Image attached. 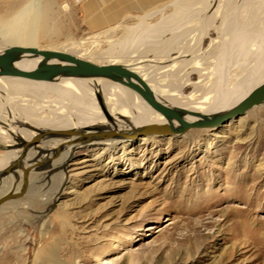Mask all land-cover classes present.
I'll list each match as a JSON object with an SVG mask.
<instances>
[{
	"label": "rangeland",
	"instance_id": "1",
	"mask_svg": "<svg viewBox=\"0 0 264 264\" xmlns=\"http://www.w3.org/2000/svg\"><path fill=\"white\" fill-rule=\"evenodd\" d=\"M27 1L0 0V27ZM51 1L48 27L57 29L55 40L40 38L37 47L75 49V56L96 64L113 58L108 52L119 49L116 40L126 36L123 27L136 26L141 17L153 25L175 9L168 0L91 28L84 0ZM256 1L252 10L262 11L264 19V0ZM235 2L233 11L240 9L241 0ZM222 19L216 16L202 40L204 74L216 61L208 49ZM119 22L121 26L111 31ZM68 40L87 42L62 49ZM189 40L182 35L179 41ZM177 54L169 52L170 57ZM239 63L242 56L228 66L227 82L240 81L246 74ZM211 75L203 87L209 97L214 94L209 91ZM190 77L194 82L202 79L197 72ZM191 90L188 85L184 93ZM229 121L227 126L191 128L182 135L139 133L122 138L125 144L115 150L89 149L73 155L60 188L56 182L42 190L34 184L26 196L2 205L0 264H264V103ZM4 150L0 147V153ZM3 191L0 188V194ZM34 191L40 192L32 198ZM53 192L56 199L46 207Z\"/></svg>",
	"mask_w": 264,
	"mask_h": 264
},
{
	"label": "bare ground",
	"instance_id": "2",
	"mask_svg": "<svg viewBox=\"0 0 264 264\" xmlns=\"http://www.w3.org/2000/svg\"><path fill=\"white\" fill-rule=\"evenodd\" d=\"M225 1L180 0L171 14L162 16L153 25H146V17H141L136 26L122 28L126 36L116 40L119 49L110 48L108 54L113 58L108 63L133 69L148 82L161 103L176 108L186 120H199L197 114L209 116L228 110L264 81V19L260 16L262 11L252 10L256 0H241L240 9L237 7L239 10L234 11L232 8L237 0H232L228 6ZM216 4L217 8H214ZM52 6L51 0H28L10 12L6 17L9 18L7 25L0 27V53L13 44L38 46L40 38L54 41L57 29L49 30L50 24L48 27ZM196 10L198 16L194 13ZM218 14L223 18L222 23L215 26L218 36L211 40L208 49L216 61L212 71L204 74L199 51ZM195 16L196 27L190 25L187 29L182 27L185 29L182 32L176 31ZM206 22L211 23L208 30ZM182 35L189 37V42L179 41ZM89 41L94 43V40ZM86 42L80 44L68 40L62 49L84 47ZM53 45L45 49L55 50ZM172 50L177 51L176 57H170ZM74 52L75 49L68 51ZM149 54L154 57L148 58ZM238 56L243 57L240 70L246 74L240 81L229 83L227 68L236 57L238 60ZM41 60L40 55L22 53L13 65L21 70H31ZM193 72L202 79L192 81L190 75ZM210 74L214 75L213 79H208L209 84L211 81L209 91L214 93L211 97L205 96L207 92L203 91V87H207L204 80ZM188 85L192 90L185 94ZM147 126L170 128L172 133L169 135H182L191 130L180 132L177 120L165 118L137 92L107 78L59 76L53 81H41L0 75V147L5 149L0 153V172L12 167L9 174L1 178L0 188L4 191L0 196L10 189L20 191L23 176L19 179V175L24 171L28 184L24 196L34 184L42 190L47 184L49 188L56 182L58 189L66 179L65 169L73 155L89 149L115 150L125 144L121 142L125 141L122 138L136 136ZM64 131L71 133H62ZM144 135H163V132L155 128ZM15 168H19V172ZM38 192L34 191L32 198ZM56 196L57 192H53L45 205L49 206Z\"/></svg>",
	"mask_w": 264,
	"mask_h": 264
},
{
	"label": "water",
	"instance_id": "3",
	"mask_svg": "<svg viewBox=\"0 0 264 264\" xmlns=\"http://www.w3.org/2000/svg\"><path fill=\"white\" fill-rule=\"evenodd\" d=\"M22 53H32L40 55L42 60L31 70H21L14 67L13 63ZM50 60L54 62H49ZM0 75L18 76L32 80L53 81L59 76H75V77H103L118 82L135 92L155 111L162 114L165 118H172L180 123V132L188 131L191 128H218L223 123L238 118L245 114L250 108L264 103V81L252 88L243 98H241L234 106L226 111L213 115L197 114L199 120H186L180 112L173 107L166 106L161 103L148 82L142 78L137 72L128 66L122 64H96L86 59L79 58L72 53L41 49L35 45H19L13 44L6 47L0 53ZM160 128L163 133L171 134L172 129L162 126H147L139 133H146L152 129ZM62 133L70 134V131ZM11 166L0 172V177L9 174ZM28 189L26 181V172L23 173L22 187L19 192L10 189L0 196V206L8 200L20 198L25 195Z\"/></svg>",
	"mask_w": 264,
	"mask_h": 264
},
{
	"label": "crops",
	"instance_id": "4",
	"mask_svg": "<svg viewBox=\"0 0 264 264\" xmlns=\"http://www.w3.org/2000/svg\"><path fill=\"white\" fill-rule=\"evenodd\" d=\"M166 1L168 0H84L83 11L86 16L87 23L91 26V28H98V26L103 24H112L114 22H118L119 20H123L128 14L133 12H141L149 7L161 5ZM172 1L171 3L174 5L178 2L180 3V0ZM231 1L232 0H226L225 5L228 6ZM214 8H217V4ZM151 12L152 11L147 12L149 13V16L151 15ZM194 13L198 16V10ZM197 16L193 17L192 20L189 21L193 22L192 26L195 25L194 22ZM210 24L211 23L209 22L205 23L206 30H208V25Z\"/></svg>",
	"mask_w": 264,
	"mask_h": 264
}]
</instances>
